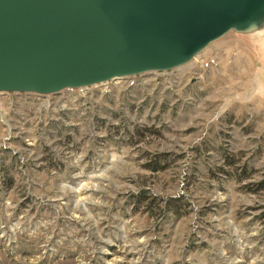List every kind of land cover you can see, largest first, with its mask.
<instances>
[{"label":"rangeland","instance_id":"obj_1","mask_svg":"<svg viewBox=\"0 0 264 264\" xmlns=\"http://www.w3.org/2000/svg\"><path fill=\"white\" fill-rule=\"evenodd\" d=\"M225 34L173 69L0 91V264H264V26Z\"/></svg>","mask_w":264,"mask_h":264},{"label":"water","instance_id":"obj_2","mask_svg":"<svg viewBox=\"0 0 264 264\" xmlns=\"http://www.w3.org/2000/svg\"><path fill=\"white\" fill-rule=\"evenodd\" d=\"M262 26L264 0H0V91L173 69L230 30Z\"/></svg>","mask_w":264,"mask_h":264},{"label":"trees","instance_id":"obj_3","mask_svg":"<svg viewBox=\"0 0 264 264\" xmlns=\"http://www.w3.org/2000/svg\"><path fill=\"white\" fill-rule=\"evenodd\" d=\"M155 168V167H154Z\"/></svg>","mask_w":264,"mask_h":264}]
</instances>
